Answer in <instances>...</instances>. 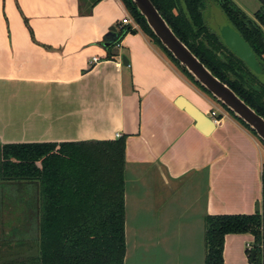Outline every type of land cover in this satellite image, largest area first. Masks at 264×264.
Returning <instances> with one entry per match:
<instances>
[{"label": "crops", "instance_id": "0c3cea01", "mask_svg": "<svg viewBox=\"0 0 264 264\" xmlns=\"http://www.w3.org/2000/svg\"><path fill=\"white\" fill-rule=\"evenodd\" d=\"M128 15L122 0H0V145L126 135L127 252L129 237L144 264H204L206 215L264 214V145L231 115L215 123L213 100L139 28L108 46ZM252 241L227 234L223 264H248Z\"/></svg>", "mask_w": 264, "mask_h": 264}, {"label": "trees", "instance_id": "16d2710c", "mask_svg": "<svg viewBox=\"0 0 264 264\" xmlns=\"http://www.w3.org/2000/svg\"><path fill=\"white\" fill-rule=\"evenodd\" d=\"M151 1L176 36L200 61L264 117V82L226 47L203 17L208 4L217 2L264 69V0H260L261 6L254 12V19L233 0ZM122 2L150 41L195 86L209 94L162 46L133 3L130 0ZM131 31L136 29L131 26L116 29V39L108 46H116ZM228 112L255 135L245 123ZM125 146L126 135L102 141L0 145L1 178L14 183H31L35 188L30 214L34 224L35 255L27 264H124ZM261 203L264 208V162ZM204 229V264H223L225 236L244 233L253 236L249 248L255 251V257L250 263L264 264L263 212L206 215ZM20 242L17 244H23Z\"/></svg>", "mask_w": 264, "mask_h": 264}, {"label": "water", "instance_id": "95a60500", "mask_svg": "<svg viewBox=\"0 0 264 264\" xmlns=\"http://www.w3.org/2000/svg\"><path fill=\"white\" fill-rule=\"evenodd\" d=\"M137 11L144 18L147 26L159 40L162 46L171 54V56L183 67L191 77L199 83L221 106L230 111L236 118L245 123L255 136L264 144V117L258 114L249 106L240 96H238L226 83L216 77L200 59L181 41L172 28L162 17L151 0H130ZM224 22L219 31L216 32L226 47L238 57L260 81L264 82V69L257 59L255 53L245 41V39L228 22L226 16H223ZM116 28L109 27L103 40L109 44L116 39ZM123 65L128 61L125 56L122 57ZM186 109L195 119L200 127L205 122L211 125V118L207 117L195 105L188 102ZM258 211V210H257ZM255 251L250 254V261H253Z\"/></svg>", "mask_w": 264, "mask_h": 264}, {"label": "rangeland", "instance_id": "374dc122", "mask_svg": "<svg viewBox=\"0 0 264 264\" xmlns=\"http://www.w3.org/2000/svg\"><path fill=\"white\" fill-rule=\"evenodd\" d=\"M233 1L250 16H253V10H257L261 6L260 0ZM218 5L215 1L210 2L203 13L205 23L213 31H219L221 25L227 22L220 14V10L217 9ZM256 6H258L257 9ZM204 93L213 100L215 108L219 112L230 115L211 95ZM34 194L35 188L31 186V183L9 182L3 180L0 175V264H27L28 259L35 255L34 224L33 219L30 218V214L33 212L32 198ZM19 241L23 244H17ZM247 247V253L250 254L251 249L249 245ZM127 248L124 264H144L147 256L132 250L129 237L127 238ZM198 257L197 252L195 258L198 260ZM162 260L165 261V258ZM247 261L248 264H251L248 254Z\"/></svg>", "mask_w": 264, "mask_h": 264}, {"label": "built area", "instance_id": "2783aa9c", "mask_svg": "<svg viewBox=\"0 0 264 264\" xmlns=\"http://www.w3.org/2000/svg\"><path fill=\"white\" fill-rule=\"evenodd\" d=\"M123 26H131L134 29L138 28L137 23L132 19V17L130 15L123 17L120 20V23L117 24V28L116 29H120ZM118 45H119V43L116 44V46H118ZM92 60L96 61L97 58L93 57ZM221 114H223V112H219L217 109H215V111L211 112V117L213 118L215 123H217L220 120V118L222 117ZM119 136L120 135L117 134V137H119Z\"/></svg>", "mask_w": 264, "mask_h": 264}]
</instances>
